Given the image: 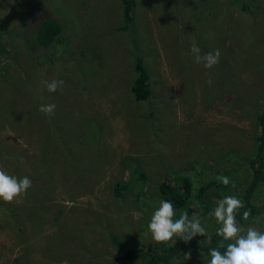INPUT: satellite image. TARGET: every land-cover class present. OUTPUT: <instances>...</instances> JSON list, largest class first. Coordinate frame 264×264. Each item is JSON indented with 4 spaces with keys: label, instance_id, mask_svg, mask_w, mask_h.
<instances>
[{
    "label": "rangeland",
    "instance_id": "1",
    "mask_svg": "<svg viewBox=\"0 0 264 264\" xmlns=\"http://www.w3.org/2000/svg\"><path fill=\"white\" fill-rule=\"evenodd\" d=\"M132 15L123 29L121 0H0V168L32 181L0 200V264H146L145 252L117 260L112 237L145 251L174 243L147 229L162 184L188 178L174 219L195 214L211 237L224 196L205 202L207 189L198 204V188L227 176L245 189L264 113V0H134ZM46 18L64 34L48 49L34 34ZM193 42L201 55L219 49V63H195ZM138 56L150 89L141 101L131 91ZM53 79L64 83L51 93L42 82ZM47 104L54 115L38 111ZM259 188L254 205L264 204ZM254 223L264 231V213L241 226ZM207 259L190 249L172 262Z\"/></svg>",
    "mask_w": 264,
    "mask_h": 264
},
{
    "label": "clouds",
    "instance_id": "2",
    "mask_svg": "<svg viewBox=\"0 0 264 264\" xmlns=\"http://www.w3.org/2000/svg\"><path fill=\"white\" fill-rule=\"evenodd\" d=\"M190 52L194 56L195 63H203L206 69L218 64L221 56L219 49L201 55V50L195 42L191 44ZM42 83L48 92L54 93L64 82L53 79ZM55 108V104L41 105L38 111L51 116L54 115ZM216 179L225 186L229 184L227 176H218ZM31 186L32 181L29 177L17 178L0 168V200L11 203L26 195ZM242 208L244 202L233 195H225L216 201V206L210 215L218 225L215 234L221 239L217 247L209 249L210 259H207V264H264V231L255 226L258 222L247 228L238 224L236 217ZM175 215L171 201H159L147 225L152 241L167 243L175 236L187 243L198 235L211 240L205 225L201 222V217L195 214L190 216L188 211L182 212L178 219H174ZM249 216L250 212L246 210L242 218L247 221ZM220 249L225 251L221 252ZM188 258L189 255L186 254L185 259Z\"/></svg>",
    "mask_w": 264,
    "mask_h": 264
},
{
    "label": "trees",
    "instance_id": "3",
    "mask_svg": "<svg viewBox=\"0 0 264 264\" xmlns=\"http://www.w3.org/2000/svg\"><path fill=\"white\" fill-rule=\"evenodd\" d=\"M237 1V0H236ZM122 3V13H123V29H127L130 27L133 15L132 9L134 7V0H121ZM36 39L35 43L41 47L49 48L52 46L54 42H63V28L60 21H57L52 18L43 19L41 24L37 27L34 32ZM134 70L136 72V77L131 87V91L136 100H146L150 96L149 89V75L145 70L144 66L141 62V57H136ZM259 122L261 127V134L257 139V152L255 153L253 159L251 160V177L246 183V187L244 190L237 191L230 185H223L217 183L216 186L210 180L208 185H201L198 189L200 190L199 195L194 194L196 199L198 200V204H201V195L206 192L207 189H210V192L205 196V199L218 198L220 196L225 195H233L240 198L244 202V208L239 210L237 215V222L239 225L245 223L243 217L244 211H249L250 216L253 217L259 215L260 213H264V204L263 205H254L251 203L252 195L259 190L260 186L264 187V113L259 116ZM73 146V144L69 145ZM73 160H68V166L73 168ZM42 177L47 182L48 172H44L42 170ZM140 175H143L142 173ZM180 181L179 184L173 183L171 184H162L160 186V192L162 197L165 200L171 201L173 203V207H182L186 203H188L189 193L191 191L190 181L186 176L178 177ZM182 182V183H181ZM125 187V184L122 183ZM37 189H41L40 186H35ZM115 193H119L121 191V187H115ZM208 199L205 202H208ZM218 225L216 224L215 230L211 237L209 244H203L197 239H192L191 241L185 243L183 240H180L179 237H175V241L172 245H166L165 249L161 252L157 250L161 247H151L153 251L149 248L148 251H145L141 246H132L130 248L126 247L124 241L113 236L112 239L116 244V259L119 261H128L135 258L140 252L146 253V264H173L172 260L180 254L187 252L190 249L197 250L204 253H209V249L213 247H217L218 242L221 237H218L216 233V228ZM221 252L225 251V249H220Z\"/></svg>",
    "mask_w": 264,
    "mask_h": 264
}]
</instances>
